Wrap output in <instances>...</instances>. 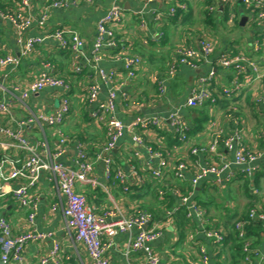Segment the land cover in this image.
Segmentation results:
<instances>
[{"label": "crops", "instance_id": "obj_1", "mask_svg": "<svg viewBox=\"0 0 264 264\" xmlns=\"http://www.w3.org/2000/svg\"><path fill=\"white\" fill-rule=\"evenodd\" d=\"M70 1L71 4L67 8L50 9L48 31L71 30L77 32L85 44L83 53L79 56L66 55L53 40L48 39L38 45L30 56L23 57L21 65L16 71L7 73L5 70H0V80L6 85L9 84L10 80L26 84L36 79L43 70L44 64L49 63L51 73L65 79L72 86L69 94L71 114L64 126V130L69 137V144L66 153L57 162L73 167L76 158L74 144L76 141L84 142L91 158L95 161L94 172L98 183L97 186L78 184L77 191L86 196L88 206L94 214L100 215L109 208L115 207L122 211L125 216H130L135 214L137 210H144L140 208L141 203L139 201H133L127 196L134 186H140L136 182L133 169L143 178H147L149 172L158 167V161L150 156L144 146L134 143L132 135L126 131L117 147L108 156L112 157L118 167L125 172L128 180V192H125L119 183L113 185L110 182L111 180L105 177V165L103 161L98 160V156L102 154L101 148L106 141L104 122L108 116L106 115V119H103V121L92 118L91 115L96 109V105L90 104L87 96L90 84L96 82L100 87L98 102H104L108 97L110 86L105 83L99 73L101 71L106 74L114 73L119 98L113 116L127 125L132 123L138 116L151 119L157 118L164 123V128L161 131L150 130L144 134L142 132L148 144L156 150L162 151L169 163L168 168L163 171L164 178L159 181L161 187L169 192L178 183H183V185L187 183L192 190L185 194H191L192 199L197 203H199V196L208 202L210 204V214L214 218L212 220L213 224L221 222L219 225L224 229L221 218L226 219V217H233L236 212H242L251 201L248 195L244 193L243 188L240 187L241 182L237 181V183L235 181L231 184H225L224 178L229 173L241 172L244 168L236 166L233 153L223 147L220 150V158L213 153L195 156L190 152V148L196 144L209 146L216 140L217 135H230L237 127L236 122L239 121L244 129L245 144L253 151H264V123H262L264 120H261L264 119V116L259 115L254 108V88H247L242 94L231 100V97L224 96L223 88L231 84L234 75L231 70L217 67V76L211 88L217 97V103L215 105L207 104L196 108L197 111H193L192 108L186 106V102L190 98L192 89L199 77L211 70L210 65L201 63L198 66L199 68L195 70L187 66H180L173 80L167 84L165 95L160 93L156 81L168 76L177 48L182 46L197 47L199 38L208 36L209 31L206 34L203 28L205 24H209L207 19L209 13L213 16L211 18L215 19V22H213L216 25L215 27L211 25V27L215 28L216 35L220 38V40L212 38L217 48L216 55L231 53V51H242L252 59L259 61L264 68V54L253 52V39L257 35V29L252 21L251 13L241 3H237L235 9L238 8L236 11L239 15L238 22L235 16V24L231 26L227 19L225 20L227 17L226 11H229L228 8L226 10L225 7H219L217 11L211 12L208 9V6L211 5L208 0H184L189 7L185 13L189 15V21L183 23V17L178 22H174V19H164L157 22L153 13H151L152 9L165 11L169 5L167 0H158L151 9L149 8L151 12L145 14L146 24L143 26L139 17L140 11L144 8L143 2L141 0H122L125 18L121 25L116 26L118 46L115 49L102 51V61L95 65L92 50L97 37V23L106 14L109 1L97 0L92 5L78 0ZM33 4V13H37L45 7L46 2L45 0H33ZM0 7L4 11H14L18 8L16 0H0ZM202 13L205 16L201 19ZM244 18L245 21L242 24ZM197 24L199 26L194 29ZM248 25H250L249 28H247ZM225 26L236 29L235 32L231 31L232 36L226 37V34L222 35L224 31H218ZM161 33L164 34V37L159 40L158 36ZM28 35L30 37H40L44 35V32L39 29H32L28 32ZM16 38V32L11 25L0 17V51L5 55L21 57ZM121 55L139 56L142 59V64L137 70L135 79H128L124 65L116 58ZM78 65L82 70L76 73L74 68ZM62 95L61 89H45L32 95L28 100V105L35 112L50 113L59 106ZM123 95L129 96L127 103L124 102ZM245 104H249L250 108L252 107L250 112L252 116L244 113L245 109L243 107L246 106ZM232 107H236V111H232ZM174 112H178L188 125L187 147L179 143L174 128L170 124L169 118ZM14 113L17 117H24L25 115L18 106L14 108ZM28 138L34 143L48 138L53 148L57 146V138L52 128L45 129L44 134L37 129H32L28 132ZM173 141H178V143L173 144ZM181 161H185L187 164L184 181L175 179L173 171V168ZM213 164L218 167L227 164L229 168L225 170L224 175L220 178L208 176L197 187H193L192 180L197 172ZM253 168L254 172L257 173L256 177L264 172V156L253 164ZM154 182L158 181L155 180ZM261 186L263 190L261 194H264V175L261 176ZM98 188L100 190L96 191ZM159 190L158 188V194ZM31 193L33 196L38 197L37 218L33 226L28 222V213H20L19 208L15 207V210L14 205L9 203L5 205V212L2 215L5 217L7 214L12 215V220H9V222L12 224L14 231L16 233L27 229L52 231L54 237L61 243L62 249L57 261H52L50 264H92L84 246L69 238L64 230L61 196L55 185L48 180V173L42 174L37 187ZM159 199L163 200L160 197ZM241 202L244 203L243 206L240 205ZM178 205H181L178 200L173 209L159 203L157 210H155L161 215L159 220H155L153 213L150 212L153 215L154 224L163 230V235L152 244V250L161 258L162 264H200L199 253L193 246V242H191V230L198 228V224L195 220L190 221L191 226L187 229L186 242L180 245L179 229L173 218V215L179 211ZM221 209L225 212L221 213ZM219 211L220 214L217 216ZM129 236V233H121L114 240H111L112 247L106 252L111 264H139L141 262L142 257L140 255L129 253ZM196 241H200L207 246L211 254V264L215 258V251L217 253L221 252L224 244L215 247L200 236ZM261 245H258V247ZM50 246L51 242L49 241L29 245L26 250L27 264H36L39 258L48 252Z\"/></svg>", "mask_w": 264, "mask_h": 264}, {"label": "built area", "instance_id": "obj_2", "mask_svg": "<svg viewBox=\"0 0 264 264\" xmlns=\"http://www.w3.org/2000/svg\"><path fill=\"white\" fill-rule=\"evenodd\" d=\"M88 5L94 4L97 0H78ZM109 7L98 23L97 37L95 39L92 58L95 65L102 61V51L115 49L117 42V25H121L125 18L122 0H107ZM144 8L140 11L139 17L145 26L144 16L151 12L150 9L158 0H141ZM167 10L159 11L152 9L154 19L161 22L164 19H173L180 13L179 20L188 11L189 7L184 0H167ZM211 4L209 11H217L219 7L227 10V21L231 26L235 24V5L241 3L250 13L256 26L257 35L253 39V52L264 54V0H208ZM45 7L33 13V0H16L17 9L4 11L0 7V17L6 20L16 32V42L21 51V57L5 55L0 51V70L7 73L16 71L21 65L23 57L30 56L35 48L47 41L53 40L64 52L71 51L75 56L83 53L84 41L77 32L71 30H50L51 8H67L70 0H45ZM150 8V9H149ZM178 13V14H179ZM32 29H39L44 32L40 37H30L28 32ZM159 40L164 37L160 34ZM146 43V42H145ZM216 44L212 38L202 36L199 38L197 47L182 46L175 50L168 76L156 81V85L162 95L166 94L167 84L173 80L177 69L180 66H187L193 70L198 69L201 63L211 66V70L203 74L197 80L192 89L191 96L186 106L192 109L203 107L207 104L215 105V96L212 85L216 79L217 67L224 70H231L234 77L231 84L223 88L226 97L233 98L242 94L247 88H254V108L259 115L264 116V68L259 61L252 59L247 53L238 51L216 55ZM74 56V57H75ZM118 60L124 65L128 79L136 77L138 68L142 64L139 56L121 55ZM76 73L82 68L78 65L74 68ZM106 84L110 86L107 99L98 102L100 87L93 82L88 88L87 100L90 104L96 105L92 113L95 120L107 119L104 122L106 128V141L101 148V155L98 160L104 162V174L108 180L114 178L125 192H128L127 176L119 167L116 169L115 161L109 157L110 153L117 147L120 139L126 131L132 135L133 142L144 146L150 156L158 161V167L149 172L147 178H143L135 169L136 182L140 185L149 181H160L164 178V169L169 163L160 150L148 144L143 134L150 130L161 131L164 128L163 121L157 118L138 116L132 123L125 124L122 120L113 116L117 109L119 98L118 88L115 83V74L99 73ZM45 89H61L63 92L59 106L50 113L43 111L35 112L29 105L28 100L32 95ZM72 86L63 78L55 76L50 71V64L45 63L43 70L36 79L26 84L10 80L6 85L0 80V198L12 196L28 212V222L31 226L35 224L38 212V197L33 196L31 191L37 187L40 177L48 173V180L55 185L62 200V212L64 230L69 238L76 243L82 244L87 250L92 264H111L106 256L107 250L112 247V241L121 233H129V253L138 254L142 257L139 264H162L161 258L152 250V244L163 235V230L154 224L153 215L147 210H137L135 214L125 216L118 208L111 207L104 213L94 214L88 206L86 196L77 191L78 184H89L97 186L98 179L95 176V161L91 158L87 146L82 141L75 142L76 158L73 167L57 162L67 151L69 137L64 130L67 118L71 114L70 92ZM125 103L129 101L128 95H123ZM18 106L24 112V117H17L14 108ZM236 111V107H232ZM170 124L174 128L177 140L183 146L188 145L189 128L178 112L171 114ZM236 129L227 136L217 135L216 140L209 146L199 144L190 148L192 155L213 153L221 157L220 150L224 149L233 153L234 164L244 168L241 172H233L224 178L225 184H231L240 178V175L247 176L252 181L257 173L254 172L253 164L258 162L264 151H253L245 144L244 129L239 121L236 122ZM46 128H52L57 138V146L54 148L48 138L41 142L34 143L28 138V132L37 129L44 134ZM143 132V134H142ZM264 135V134H263ZM264 138V137H263ZM187 147V146H186ZM15 154H14V153ZM104 155V156H103ZM229 165L222 167L209 165L194 176L192 186L197 187L199 183L208 176L220 178L224 175ZM187 164L179 162L174 168V177L184 181L186 178ZM254 194L260 193L257 188L252 187ZM170 194L176 198L186 210V218L189 222L195 220L198 228L191 230V242L199 253L200 264H211V254L207 246L196 239L200 236L205 241L219 247L225 241V230L220 226L211 223L205 217V210L192 199L191 194H185L178 187L167 190H159V197L164 198ZM263 195V194H262ZM264 198L258 209L249 211L248 219H241L235 223V230L243 244L245 254L244 264H264V242L260 247L253 246L247 239L246 228L252 221H260L264 224ZM179 209V208H178ZM110 240V241H109ZM51 242L48 252L39 258L36 264H50L57 261L61 252V243L54 237L52 231H38L27 229L16 233L9 220L2 215L0 210V259L7 264H27L26 250L31 244L39 242ZM107 241V243H106Z\"/></svg>", "mask_w": 264, "mask_h": 264}, {"label": "trees", "instance_id": "obj_3", "mask_svg": "<svg viewBox=\"0 0 264 264\" xmlns=\"http://www.w3.org/2000/svg\"><path fill=\"white\" fill-rule=\"evenodd\" d=\"M180 12V11H179ZM178 12V13H179ZM208 12V11H207ZM174 19V22H178L180 13L178 14ZM209 13V12H208ZM186 15V14H185ZM183 15V23L189 21V15ZM213 17L210 13L207 16V19L209 20V24L212 26L215 23V19L211 18ZM227 17L225 18V20ZM217 20V19H216ZM224 20V21H225ZM214 21V22H213ZM221 23V21H220ZM118 39V36H117ZM118 42V40H117ZM109 50V49H108ZM66 55H73L71 51L65 52ZM193 111H197V109H192ZM173 144L178 143V141H173ZM1 156V153H0ZM1 158V157H0ZM118 167H114L115 169ZM264 175V172H261L259 176H255L254 180L252 181L249 179L247 176L240 175V178L236 180L240 183V187L243 188L244 193L248 195V197L251 199L250 203H248V206L243 209L242 212H236V214L233 217H226V219L221 218L222 224L224 226L225 230V241L223 242L224 244L222 245V251L221 252H216L215 251V258L213 259L212 264H244V259H245V254L243 252V244L242 241L239 239L237 232L235 230V223L238 220L241 219H248V214L251 209H258L259 203L263 202L264 194L262 195V186H261V176ZM111 184L117 185L118 181L114 178L111 179ZM237 182V183H238ZM179 189H181L184 193L189 192V190H192V188L188 187L187 183L183 185V183H178L177 186ZM252 187L257 188L260 193L254 194L252 191ZM158 188L161 190L163 187H161L160 182H152V181H147L145 184L140 185V186H134L132 191L127 194L129 198L133 201H139L140 208L144 210H148L149 212L153 213L155 220H159L161 218V215L157 213L156 208L158 207L157 205L160 203L161 205L165 204L166 206H169L170 208L173 209L175 205H177V199L174 198L172 195L167 194L164 196L163 200L161 201L159 199V194H158ZM165 189V188H164ZM163 189V190H164ZM188 189V191H187ZM100 190V188L96 189ZM166 190V189H165ZM250 192V193H249ZM198 204L199 206H203L205 210V217L212 223L213 217L210 214V204L206 201H204L200 196L198 197ZM261 205V204H260ZM179 206V205H178ZM264 210V206H263ZM165 215V214H164ZM173 218L175 219L178 229H179V234H180V245L183 242H186L187 239V232H188V227H190V222L186 218V210L185 208L180 205L179 206V211L173 215ZM221 223V222H220ZM219 223V224H220ZM216 224V225H219ZM221 226V225H220ZM247 231V239L252 242L253 246H258L262 244L264 240V224L260 221H252L246 228ZM220 251V250H219Z\"/></svg>", "mask_w": 264, "mask_h": 264}, {"label": "rangeland", "instance_id": "obj_4", "mask_svg": "<svg viewBox=\"0 0 264 264\" xmlns=\"http://www.w3.org/2000/svg\"><path fill=\"white\" fill-rule=\"evenodd\" d=\"M244 7V6H243ZM245 8V7H244ZM237 10H238V8H237ZM236 9L234 10V13H235V16H236V19H237V22H238V16L239 15H237V13H236V11H237ZM203 16H205V14L204 13H202L201 14V19L203 18ZM201 23V22H200ZM197 26H199L198 24L196 25V26H194V29H196L197 28ZM215 27V26H214ZM220 27H222V26H220ZM250 27V25H248L247 26V28H249ZM205 28V29H204ZM204 28H203V31L207 34L208 33V31H209V34H208V36H209V38H218L219 40H220V38L216 35V30H215V28H213V27H211V25H206L205 24V26H204ZM211 29H213L212 30V32H211ZM235 30L236 29H233V27H229V26H225V27H223L222 29H220V30H218V31H224V33H222V35H225L226 34V37H229L230 35L232 36L233 35V33L231 32V31H234L235 32ZM211 36V37H210ZM217 39V40H218ZM246 106L245 107H243L244 109H245V114L246 115H249V116H252V113H250L251 112V108H250V105L249 104H245ZM261 120H264L263 118L261 119ZM252 121V120H251ZM262 123H264V121L262 122ZM262 125V124H261ZM47 129V128H46ZM262 192H263V190H262ZM254 193V192H253ZM246 199V198H245ZM245 199H244V203L246 204V201H245ZM247 200V199H246ZM6 203H9L10 205H14V209L16 210V208L15 207H17V208H19V212L20 213H28L27 212V210L25 209V208H23V207H21L20 206V204L16 201V199L14 198V197H12V196H7V197H4V198H0V210H1V212L2 213H4L5 211V205H6ZM244 203H242L241 202V206H243L244 205ZM213 212V211H212ZM225 212V211H224ZM223 211H222V209H221V213H224ZM214 213V212H213ZM215 214V213H214ZM219 214H220V211H219V213L217 214V216H219ZM212 216V215H211ZM6 218L8 219V220H12V215L11 214H7L6 215Z\"/></svg>", "mask_w": 264, "mask_h": 264}, {"label": "water", "instance_id": "obj_5", "mask_svg": "<svg viewBox=\"0 0 264 264\" xmlns=\"http://www.w3.org/2000/svg\"><path fill=\"white\" fill-rule=\"evenodd\" d=\"M244 21H245V18L242 20L241 23L244 24ZM0 196H1V191H0ZM0 264H7V263L0 259Z\"/></svg>", "mask_w": 264, "mask_h": 264}]
</instances>
